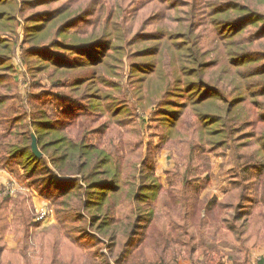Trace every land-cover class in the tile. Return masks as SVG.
I'll return each instance as SVG.
<instances>
[{"label": "trees", "instance_id": "obj_1", "mask_svg": "<svg viewBox=\"0 0 264 264\" xmlns=\"http://www.w3.org/2000/svg\"><path fill=\"white\" fill-rule=\"evenodd\" d=\"M257 21L255 31L243 34ZM20 22L31 84L40 90L18 101L13 43L1 34L14 36ZM124 56L131 81L127 99L140 113L152 111V121L165 128L163 142L183 146V165L175 162L167 175L176 183L170 188L175 203L178 198L184 205L166 203L158 218L145 207L158 194L149 148L153 133L146 146L120 84L111 81L123 78ZM43 74L49 89L40 85ZM49 101L56 102L54 119L45 111ZM106 133L122 136L124 154L101 147ZM32 135L40 157L31 150ZM226 147L246 163L241 173H230L222 199L210 198L226 213L220 223L210 222L208 207L201 215L190 204L189 190L201 173L196 154ZM11 162L54 206L58 225L39 233L34 244L47 253L39 255L40 264H56L59 255L70 264L73 252L62 246H72L87 228L105 233L120 264L143 221L156 227L164 247L174 231L190 260L206 247L208 226L221 227L242 251L243 258L232 262L252 264L250 249L261 238L258 222L249 219L264 174V11L244 0H0V169ZM191 171L197 175L188 177ZM1 187L0 264H32L30 234L39 223L31 216V196ZM114 198L132 202L134 217L117 218ZM10 235L14 245L6 239Z\"/></svg>", "mask_w": 264, "mask_h": 264}, {"label": "rangeland", "instance_id": "obj_2", "mask_svg": "<svg viewBox=\"0 0 264 264\" xmlns=\"http://www.w3.org/2000/svg\"><path fill=\"white\" fill-rule=\"evenodd\" d=\"M244 1H248L252 7L257 9V11H264V0ZM17 19H19V21L21 20L20 17H17ZM258 25H260V21L245 26L244 30H242L243 34L246 32L247 34L252 33V31H255ZM1 38H5L13 43L10 63L13 67V78L16 83L19 101V99H22L27 95L28 91H33L36 93L40 90V88H38L39 85L35 87L32 86L31 83L33 77L27 70L24 49L28 46V44L24 38V30L22 28L21 22L16 28L14 36L2 33ZM139 47H141V45ZM250 47L256 48L255 45ZM257 47H260V45ZM128 61V58L125 56L121 59L123 78L111 79V81H113L115 84H120L123 92L120 97L121 99L122 97L124 98L126 106L129 107L133 115L136 116L134 118L139 122V129L142 131V139L144 140V144L146 146L149 145L147 142V135L149 133H153L152 142L149 145V148L152 151V169H154V176L159 180L156 182L158 194L156 198L152 199L151 201L148 200L145 203V207L147 209H152L154 211V216L158 218L161 214L163 205L166 203L172 206L184 205L183 202L178 198L177 202L175 203L174 193H172L173 191L170 188L176 186V183H173V178L167 175L168 171H171L173 168L175 162L179 166L183 165V146L178 141L172 142L171 140H166L163 142L160 135L161 132L165 130V128L157 126V124L152 121V111L148 110L147 113H140L139 110L136 109L134 105H132L133 103L129 101L130 98L127 99V96L129 95L128 87L130 88L131 84V81L128 80ZM165 61H167V59ZM89 67L92 68V65ZM99 67H101V65L97 66V69H99ZM41 80V87L43 89H49L50 81L47 79L46 74H43ZM129 96H131V93ZM18 101L16 99L12 103H14V105H18ZM55 106V101H49L45 106V111L47 112L48 116L52 117V119L55 118ZM23 109L28 112V108L25 104H23ZM137 115H139L140 118L137 117ZM80 120H82V117L79 118V121ZM192 120H194V117L190 116L189 121ZM99 138V136H95L94 139L99 140ZM100 143L102 144L101 147H103L110 154L122 155L126 151V145L122 141V136L120 137V135H117L116 133L112 134L110 138L106 133L101 139ZM145 148L146 147L143 145V151H145ZM196 155V162L201 165L199 170L201 173L189 190L191 195L190 204L192 203L193 206L197 207V210L200 211L201 215H203V213L206 211H204V207H208V220L210 222L216 221L217 223H220L221 218L226 216V213L223 209H221L223 206L217 205V203L210 201V198L213 199L216 197L218 201L222 199V193L228 188L227 185L230 173L233 171H240L239 173H241L242 168L245 166L246 160L245 158L241 157L238 159L234 150L227 147L217 149L215 152H208L204 154L198 152ZM196 173L197 171H191L188 173V177L197 175ZM180 179L184 180V177H180ZM259 180L262 187V196L250 204L251 215L249 223L252 224L254 221L258 222V233L261 236L257 246L250 249L249 260L252 264H264V174L262 175V179L260 178ZM2 185H6L7 187L5 189H8L7 191L13 195L16 191L35 194L33 199V196L31 197V216L33 221L39 223V226L31 230L29 255L33 258L36 257L35 261L37 263L33 262L32 264H38L40 260L39 255L42 254V257H47V253H41L38 248L34 246V244L37 242L39 233L43 231L46 232L49 228L58 225L53 203L50 198L45 199L40 197L36 188L27 184V180L23 177L22 168L16 165L14 162H11L7 168L0 169V189L3 188L1 187ZM177 187H181V183H178ZM125 188L127 189V187ZM36 196H39V201L35 199ZM121 197H123V195ZM113 201L118 202L114 209V214L117 216V218L125 220L129 216L130 218L134 217V214H131L134 210V205L132 202L123 201L120 198H114ZM82 214L86 217L89 215L85 211H83ZM145 223L146 221L142 222L141 228L137 231V235L134 238L132 247L120 264H166L164 259L167 258L172 259L173 262L175 261L176 263L180 257L183 260L186 259L187 253L184 248L176 242V239L177 241L181 240L178 239V235L174 231H168L167 243L164 247L161 243L162 236L159 234V231L155 230L156 227L153 224L147 225ZM85 228L87 227L85 226ZM226 232L227 231L221 227H219L216 231L211 229V227L206 229L204 237L206 241L208 240L209 242L204 240L206 247L203 246V251L201 249L197 250L198 257L196 256L197 251L193 254V257L190 260L191 264H193L192 261L196 264H234V261L232 262L233 259L236 260L243 258L241 249L225 239ZM84 233L86 235L81 234L80 236H77L72 246H69L68 248L62 246L63 251H66L70 254L73 252L70 264H117L109 253L107 247L108 242L105 233H99L95 230V228H87V231ZM11 236L12 235L6 237V239L11 238ZM98 239L102 240V244L98 243ZM137 243L139 246L134 247ZM116 250L117 248L113 254L118 252ZM203 252L204 254H202ZM67 258L69 257L66 256V259ZM62 259V256L59 255L58 260H60L61 263H58L57 261L56 264H62Z\"/></svg>", "mask_w": 264, "mask_h": 264}, {"label": "crops", "instance_id": "obj_3", "mask_svg": "<svg viewBox=\"0 0 264 264\" xmlns=\"http://www.w3.org/2000/svg\"><path fill=\"white\" fill-rule=\"evenodd\" d=\"M30 194V196L32 197V199L34 198V196H35V194H32V193H29ZM35 199L36 200H38L39 199V196H36L35 197ZM39 201V200H38ZM208 227H210V226H208ZM208 239V238H207ZM7 241L9 242V244L10 245H14V242H12L11 241V239L9 238V239H7ZM208 241V240H207ZM209 242V241H208ZM196 256L198 257V251L196 252ZM197 257H195V258H197ZM194 259V258H193ZM165 260V262H166V264H191V262H190V259L188 258V257H186V259H181V257L177 260L178 262L176 263L175 261L173 262V260L172 259H169V258H167V259H164ZM195 260V259H194ZM199 260H201V259H199ZM60 262V260H58V263Z\"/></svg>", "mask_w": 264, "mask_h": 264}, {"label": "water", "instance_id": "obj_4", "mask_svg": "<svg viewBox=\"0 0 264 264\" xmlns=\"http://www.w3.org/2000/svg\"><path fill=\"white\" fill-rule=\"evenodd\" d=\"M31 150L35 154V156H37V157L41 156V152L39 151V149L37 147L36 140H35V137L33 135H32V140H31Z\"/></svg>", "mask_w": 264, "mask_h": 264}, {"label": "built area", "instance_id": "obj_5", "mask_svg": "<svg viewBox=\"0 0 264 264\" xmlns=\"http://www.w3.org/2000/svg\"><path fill=\"white\" fill-rule=\"evenodd\" d=\"M42 218V217H41Z\"/></svg>", "mask_w": 264, "mask_h": 264}]
</instances>
